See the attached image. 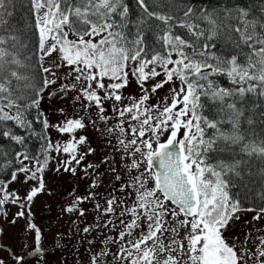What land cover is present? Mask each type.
Instances as JSON below:
<instances>
[{
	"label": "snow or ice",
	"instance_id": "obj_1",
	"mask_svg": "<svg viewBox=\"0 0 264 264\" xmlns=\"http://www.w3.org/2000/svg\"><path fill=\"white\" fill-rule=\"evenodd\" d=\"M29 2L34 17L30 27L38 33L40 61L58 52L60 60L72 66L68 75L75 74L74 83L61 84L50 97L67 95L80 84L75 99L86 101L82 103L85 111L94 106L99 120L107 122L104 101H122L119 90L128 86L130 75L143 92L122 109L113 104L120 119L113 127L97 129L101 135L115 136L118 150L124 153L121 159L128 161L125 167L138 173L120 187L121 191L133 187L135 201L120 212V216L127 214L131 219L120 220L123 230L118 236L122 243L116 258L126 264H247L248 259L264 264V237L259 238L254 252L242 246L238 254L236 245H229L224 236L241 212H255L254 221L264 220V0L259 6L237 3L212 9L195 7L189 0H136L139 12L135 18L126 0ZM12 3L0 0V32H9L4 17L11 15L7 9ZM70 34L74 39H69ZM25 46L16 35H0V137L21 145L24 136L13 134L7 123L31 128L25 112L38 109L44 90L57 83L47 77L37 83L34 76L18 71L23 65L17 50ZM40 70L56 75L43 63ZM161 75L164 79L155 83L151 92L174 78L181 86L179 91L172 90L171 104L153 115L158 106L144 107L149 99L145 84ZM219 76L227 77L233 87L220 86L213 79ZM105 79L110 82L106 84ZM22 81L26 83L21 85ZM178 105L182 107L177 110ZM205 109L211 118L204 115ZM41 117L43 113L37 119ZM41 122L45 129L55 127L70 138L63 145L48 141L37 158L16 153L23 159L11 173L12 181L23 173L25 183L38 182L23 197L27 202L45 190L43 173L50 151L68 154L62 166L73 174L76 168L71 165L79 166L95 152L91 146L86 153L79 152L78 146L86 144L87 137L77 139L74 133L86 127L83 118H67L57 125H49L46 118ZM181 129L182 137L178 136ZM166 133L167 139L162 141ZM23 160L34 161L35 167L23 164ZM103 162L112 163L107 157ZM98 167L86 165L85 175ZM115 179L119 181L121 176ZM150 182L152 187H148ZM96 183L94 179L91 187ZM6 188L0 183V211L10 198L14 204L20 200ZM237 189L244 191L243 199L251 197L255 206L243 207L239 192H234ZM93 196L92 192L76 196L64 211L83 216L79 205ZM125 203L119 200L120 205ZM116 208L117 198L113 196L104 212L113 213ZM25 215L24 211L17 213V217ZM28 227L35 231L39 243L41 230L33 223ZM136 229H141L139 235L126 240ZM181 229L187 247L177 239ZM165 233L169 235L165 237ZM248 240L245 237V245ZM162 253H167L166 257L161 258ZM92 264H100L97 257L93 256Z\"/></svg>",
	"mask_w": 264,
	"mask_h": 264
},
{
	"label": "rangeland",
	"instance_id": "obj_2",
	"mask_svg": "<svg viewBox=\"0 0 264 264\" xmlns=\"http://www.w3.org/2000/svg\"><path fill=\"white\" fill-rule=\"evenodd\" d=\"M28 3L30 5L29 0ZM126 3H128L129 8L130 6H133V2L131 0H126ZM32 19H34V17ZM33 30L35 33V29ZM35 37L38 60V64L36 66H38L39 75L41 79L45 77L56 79L57 83L44 90L42 93L43 98L40 101L38 110L35 108L32 109H35L38 113H43L41 120L46 118L49 125H57L67 118H83L86 123V127L84 129L77 130L74 133L77 139L79 136L87 137V143L82 146H78L79 152L86 153L89 146L94 148L95 152L88 154L79 166L73 163L71 166L76 168V172L73 174L71 171H64L62 166L63 162L69 159V155L63 152L57 153L55 151H50L48 165L43 173L45 190L38 193L31 202L25 201L23 197L32 187L38 186L37 181H29L28 183H25L24 174L18 173L17 180L12 181L10 178V180L4 183L7 185L6 191L15 192L20 197V200L18 203L14 204L11 202L10 198L9 202L3 206V210L0 211V262H2V264H16L17 262H20L19 258L21 256L26 257L27 251L33 247L34 230L28 227L29 223H33L45 230L46 240H48L47 243L45 241L46 245H51L54 238L59 236L60 232L63 234V231L65 230H72L76 224L78 225V230L80 231L85 227H88L90 231H97L101 229L104 232H109L106 229H110L112 226L113 231L111 232V243L118 247L121 245V242L116 240V232L123 230V225L118 222L120 212L123 211L125 207H130V205H132L135 201V189L133 187H127L125 191H121L120 187L121 185H128L131 177L138 175V173L135 170L129 172V170L125 167V164L128 161L121 159L124 153L118 150L115 136L101 135L100 131L97 129L115 126L120 118L113 111L112 105L116 104V106L120 109L126 105H131L134 100H138L141 95H143L140 86L137 85L135 78L130 75L128 86L119 90V93L123 97L122 101H104L105 114L109 117V119L107 122L101 121L98 118L97 109L94 106L88 111H85L82 108V103H86V101L82 102L75 99V96L78 94L79 87L81 86L80 84H78L77 90L70 91L67 95L61 94L50 97L49 94L56 92L61 84L74 83L75 74L68 75V73L72 71V66H67L64 62H62L58 52L53 54L51 57L40 61V54L38 51V33L35 34ZM69 39H74V37L70 34ZM24 45H26V42ZM26 47H29V45ZM24 48L25 47H20L18 48V51H22ZM34 59L36 62V58ZM173 59H175V56H173ZM41 63H43L44 67L51 68L56 75L53 77L47 73H43L40 70ZM57 64H61L62 66L57 68ZM133 66L134 65H129L130 68ZM169 67H171V65ZM157 70L160 71L159 68ZM163 79L164 76L161 75L149 80L145 84V90L149 93V99L145 102L144 107H150L152 105L158 106V109L153 110V115H155L158 110L162 111L163 107L171 104L173 96L172 90L176 89V91H179L181 86L180 81L174 78L173 81L164 84V86L157 89L156 92H151V87L155 83L161 82ZM104 82L107 84L110 81L105 79ZM84 86H86V83ZM19 92L22 94V91ZM100 95H103L102 91L100 92ZM179 107H182V105H178L177 110ZM61 109H63V112H61ZM124 119V127L127 130L129 122L128 114H126ZM93 122H95V128L93 127ZM43 133L42 144L37 148V150H33L34 154H30L31 152L25 150V148L21 149H23V151L31 157L37 158L42 152V149L47 146L48 141H51L54 145H63L70 138L69 134H61L55 127L45 129L43 126ZM182 135L183 129H181L180 133H178V136L182 137ZM166 139L167 133L161 137L162 141ZM106 157L107 160L112 162L111 165L103 162ZM40 158L42 159V156H40ZM22 159L23 158L20 157L16 160L17 166L12 169V172L16 171V169L21 166ZM23 164L32 168L35 167L34 161L31 160H23ZM88 164H98L99 167L90 169L89 174L85 175L84 169ZM58 167L60 168L59 171H57ZM112 169H115L116 171L113 172ZM37 175L39 176L40 174L38 173ZM116 175L121 176L119 181L115 179ZM94 179L97 182L95 188L91 187ZM148 187H152L151 182L148 184ZM90 192L94 193V196L91 199L83 201L79 205V207L84 210L83 216H81L79 212L69 213L64 211V209L72 202L73 199H75L76 196H88ZM113 196L117 198L116 211L113 213H105L104 208L107 207V200ZM57 198H59V200ZM119 200H124L126 203L124 205H120ZM48 202L57 205L56 208L59 209L56 211L51 222H49L50 214L48 213V209L46 207ZM61 203L63 206H60ZM97 204L100 205L99 209L96 207ZM19 211H24L26 215L23 217H17V213ZM254 215L255 212H241L240 219L231 221L230 226L224 232L226 242L229 245L235 244L238 254L242 246L250 247V250L254 252L255 245L259 243V238L264 237V220L254 221L252 219ZM42 218L43 221H41ZM120 219L128 222L131 217L125 214L124 216H120ZM14 220L15 222L13 223ZM143 230L146 231V228ZM140 231L141 229L135 230L137 235H139ZM181 232L182 233L177 236V239L184 243L185 247H187V241L183 239L185 231L181 229ZM91 234L94 235L93 232ZM168 235V233H165V237ZM245 237H249L247 245H245ZM164 243H168L167 239H164ZM21 264L37 263H35L33 258H26ZM247 264H255V260L248 259Z\"/></svg>",
	"mask_w": 264,
	"mask_h": 264
},
{
	"label": "trees",
	"instance_id": "obj_3",
	"mask_svg": "<svg viewBox=\"0 0 264 264\" xmlns=\"http://www.w3.org/2000/svg\"><path fill=\"white\" fill-rule=\"evenodd\" d=\"M189 2L195 7L207 9L215 8L217 5H232L237 3L245 7L259 6L261 4V0H189ZM7 10L11 15L5 16L4 19L7 21L9 32H0V35H16L20 38L22 44L26 42V46L29 45V47L25 46L22 51L17 50L18 58L23 62V66L20 67L18 71L24 76H34L37 83H39L42 79L38 72V66H36L38 64L37 54H34V51L36 52V37L33 30L34 27H30V25H34V19H32L33 15L31 14L28 0H13V3ZM130 12L133 14V18H135V14L139 12L136 3H133V6H130ZM34 58H36V62ZM213 79L222 87H233L227 77L219 76L213 77ZM14 83L16 82L14 81ZM23 83L26 82H20L21 85ZM17 94L21 93L18 91ZM24 102L27 101L25 100ZM35 109L29 108L25 112L27 119L32 123L31 128L21 129L15 126L14 122L9 121L7 123V127L11 128L13 134L24 136L25 141L23 145L17 144L9 138L0 137V183L2 184L10 180L12 169L17 166L16 160L20 157L18 158L16 153H25L23 149H21L25 148V150L31 152L30 154H34L33 150H37L42 144L44 134L43 124H41V118L37 119L39 113ZM204 113L211 118V112L208 109H205ZM259 130L260 126L258 125L257 131ZM237 191L243 200V207L255 206L251 197H249V199H243L245 196L243 190H234V192Z\"/></svg>",
	"mask_w": 264,
	"mask_h": 264
},
{
	"label": "flooded vegetation",
	"instance_id": "obj_4",
	"mask_svg": "<svg viewBox=\"0 0 264 264\" xmlns=\"http://www.w3.org/2000/svg\"><path fill=\"white\" fill-rule=\"evenodd\" d=\"M57 199L59 200V198ZM56 206L57 205H54L50 202L46 204L48 213L50 214L49 222H51L56 211L59 210L56 208ZM60 206H63V204L61 203ZM179 219H183V217L181 216ZM120 220L121 219L119 216V223ZM41 221H43V218ZM36 227L41 230L40 242L37 243L35 239L36 233L33 231V247L27 251L26 257L21 256L19 258L20 262H17L16 264H21L26 258H33L37 264H92L93 256L97 257L100 264H126L124 260L116 258L121 245L116 247L111 243V232L113 231L112 226L110 229H106L109 232H104L99 229L97 231H89L85 235L83 229L81 231L78 230V225L76 224L72 230H65L63 231V234L60 232L59 236L54 238L51 245L45 244V241L46 243L48 241L46 240L45 230L41 229L39 226ZM92 232L94 235L91 234ZM118 233L119 231L116 232V240L122 243V241L119 239ZM181 233L182 232L180 230L179 235ZM136 236L138 235L136 232H134V236L131 238L126 237V240L134 239ZM125 247H127L126 243ZM104 251L107 252L106 256L101 255V253ZM166 255L167 253H162L161 258L166 257Z\"/></svg>",
	"mask_w": 264,
	"mask_h": 264
},
{
	"label": "bare ground",
	"instance_id": "obj_5",
	"mask_svg": "<svg viewBox=\"0 0 264 264\" xmlns=\"http://www.w3.org/2000/svg\"><path fill=\"white\" fill-rule=\"evenodd\" d=\"M132 2H133V3H136V0H133ZM35 54H36V52H35Z\"/></svg>",
	"mask_w": 264,
	"mask_h": 264
}]
</instances>
